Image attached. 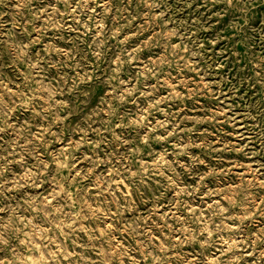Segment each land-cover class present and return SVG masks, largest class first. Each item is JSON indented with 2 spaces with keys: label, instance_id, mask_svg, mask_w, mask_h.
<instances>
[{
  "label": "rangeland",
  "instance_id": "1",
  "mask_svg": "<svg viewBox=\"0 0 264 264\" xmlns=\"http://www.w3.org/2000/svg\"><path fill=\"white\" fill-rule=\"evenodd\" d=\"M0 264H264V0H0Z\"/></svg>",
  "mask_w": 264,
  "mask_h": 264
},
{
  "label": "clouds",
  "instance_id": "2",
  "mask_svg": "<svg viewBox=\"0 0 264 264\" xmlns=\"http://www.w3.org/2000/svg\"><path fill=\"white\" fill-rule=\"evenodd\" d=\"M0 187H2V185H0ZM0 211H4V209H0ZM0 243H4V244H6L7 241L4 240L2 236H0Z\"/></svg>",
  "mask_w": 264,
  "mask_h": 264
}]
</instances>
